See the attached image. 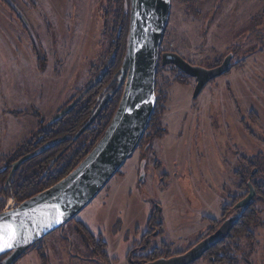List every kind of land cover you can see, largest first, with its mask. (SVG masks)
Masks as SVG:
<instances>
[{"label":"rangeland","instance_id":"1","mask_svg":"<svg viewBox=\"0 0 264 264\" xmlns=\"http://www.w3.org/2000/svg\"><path fill=\"white\" fill-rule=\"evenodd\" d=\"M117 2L0 0V168L110 65ZM168 25L163 52L205 69L232 54V69L194 98L193 78L159 68L157 112L144 144L75 219L102 235L105 256L76 233L74 220L14 264H129L133 245L143 243L136 232L146 229L155 234L152 248L184 253L242 214L236 205L249 183L264 185V0H172ZM81 101L67 116L88 99ZM19 205L11 196L4 211ZM252 207L254 238L232 230L219 245L234 264H264V195L257 190ZM211 253L194 264H215Z\"/></svg>","mask_w":264,"mask_h":264},{"label":"water","instance_id":"2","mask_svg":"<svg viewBox=\"0 0 264 264\" xmlns=\"http://www.w3.org/2000/svg\"><path fill=\"white\" fill-rule=\"evenodd\" d=\"M171 9L172 0H130V28L122 67L125 86L112 123L77 169L55 186L10 211L0 213V224L11 225L17 232L14 246L0 251V258L10 255L1 264H14L36 243L80 215L104 191L126 161L133 157L148 132L157 108L156 80L160 67L172 66L189 78H194L197 83L194 98L199 97L209 83L232 69V54L226 56L220 66L205 69L190 64L176 53L161 52L169 27ZM90 88L66 107L55 120L72 111ZM106 103L100 105L89 123L78 132L77 138L95 123ZM35 155L36 152L22 157L12 166V173ZM255 196L256 190L249 183L247 197L236 208L241 209L243 214L250 208ZM242 214L227 219L214 234L200 241L188 252L148 264H194L200 261L207 252L222 244L231 235Z\"/></svg>","mask_w":264,"mask_h":264},{"label":"trees","instance_id":"3","mask_svg":"<svg viewBox=\"0 0 264 264\" xmlns=\"http://www.w3.org/2000/svg\"><path fill=\"white\" fill-rule=\"evenodd\" d=\"M117 3L119 4V9L115 14V25L117 27L116 31L118 32V39L115 43L116 46L114 47V50L119 51L117 61L119 64V70L122 66V62H124L123 60L127 52L126 48L128 44V33L130 28V0H118ZM124 3L126 4V9L123 6ZM120 98L121 96L119 95V101ZM112 108H114L112 110V115L105 116L104 114L105 117H102L98 120L101 122L98 124L100 129L96 127L89 128V133L86 134V138L84 135L82 138L78 139L77 142L75 141L64 144L62 141H59L58 146L55 143V141H58V139L64 137L71 127L78 129L81 125H83V123L80 122V124L76 126L77 121H84V118H89L91 111L88 109L86 112L87 114L84 116L83 106L72 115L66 116L64 119L62 118L59 121H54V123H51V126L45 131L39 133L32 143H24V145L20 146L18 149L20 151L18 155H16V157H9L7 160V166L0 168V180L3 182L6 181L5 185L2 187V189H0V194L3 195V198L0 199V213L4 211L5 203L11 196L17 201L18 204H21L24 201L40 194L41 192H44L46 189L55 186L58 182L67 177L69 173L77 169L79 164L86 157H88L90 152L95 148L97 143L106 133L105 131L107 128L112 123V118L114 116L113 114H115L114 112H116V109H118L117 104L112 105ZM156 112L157 111H155L153 115V120ZM101 119H104V122H102ZM103 123L106 124L105 127L102 125ZM40 136L42 137V140L40 139ZM90 138H93L91 142ZM88 143L90 144L88 145ZM43 145H47L49 147H47L43 152H38L39 147ZM32 151L38 152V154L33 156L31 160L23 163L17 172L12 173L10 179L7 178L10 176L11 171L5 172L2 170L5 168L11 169L12 166L17 161H19L22 156L25 154H30ZM10 163L12 164L10 165ZM252 184L253 186L255 185L257 193L264 195V185L261 186L255 182H252ZM227 213L228 212H226V214ZM256 214L257 212L251 205L250 208L242 214L240 222L233 228V234H248L250 232L248 228L251 224V221L256 219ZM248 238H254V234H248ZM95 245L101 249L102 254L105 256L106 244L104 241L99 240ZM220 248L221 246H217L210 251V253L213 252L211 255L216 258V263L234 264L235 258H233L230 253H227L224 250L221 251ZM218 257L222 259L217 261ZM154 258L157 259L159 256Z\"/></svg>","mask_w":264,"mask_h":264},{"label":"flooded vegetation","instance_id":"4","mask_svg":"<svg viewBox=\"0 0 264 264\" xmlns=\"http://www.w3.org/2000/svg\"><path fill=\"white\" fill-rule=\"evenodd\" d=\"M12 7H14V6H12ZM15 11H18V9L15 8ZM161 52H163V51L161 50ZM118 56H119V51L118 50H114L113 54H112V57H111V59L109 61L110 65L106 69H102V71L99 72V75L93 80V82L91 84H89L87 86V88L82 90V92L80 93V95L83 94L84 92H86L88 90V88L91 87L90 90L88 91V93L84 96V100L88 99V101L86 102V105L83 106L84 116L87 114L86 112L88 111V109L91 111V114H90L89 118L88 119L84 118V121H79V122L77 121V123H76L77 125L76 126H78L80 124V122H82L83 125H81L78 129H74V127H71L70 130L68 131V133H66V135L64 137L58 139V141H55L57 146L59 145L58 144L59 141H62L64 144H67L69 142H75V141L77 142L78 139L82 138L84 135H85V138H86V134L88 133L89 129H87L84 132V134H82L81 136H79L77 138L78 132L89 123V119L95 114V112L98 110L100 105L103 102H107L106 105L104 106L103 111L101 112L100 116L95 120V123L92 126H90L89 128H93L94 126H96V125H98L100 123V121H98V120L100 118H102L104 116V114H107L111 110L113 103L115 102V100L117 98H119V95L121 96V98H120V101H121L125 85H124V82H123V73H122L123 62H122L121 68L118 70V66H119V64L117 62L118 61ZM82 101H83V99H82ZM61 113L62 112H60L59 114H61ZM66 116L62 117V118L64 119V118H66ZM55 118H54L53 121L50 122V124L54 123V121H59L60 119H62V118H60V119H56L55 120ZM150 126H151V123H150L148 129L150 128ZM69 132H71V133H69ZM144 138H143V140H144ZM40 139L42 140L41 136H40ZM92 140H93V138H90V142ZM143 140L141 141V144L138 147V149L141 147L142 144H144ZM89 144L90 143H88V145ZM47 147H49V146H47V145L40 146L39 149H38L39 150L38 152H43ZM34 152L35 151H32V153H34ZM38 152H36V153L38 154ZM146 152H148V151H146ZM32 153H30V154H32ZM27 155H29V154H25L24 156H27ZM24 156H22V157H24ZM156 165H157L156 168H160L161 167V165L158 164V163H156ZM5 169L2 170V171H5V172H10L11 171V169H6V170ZM11 175H12V171L10 173V176L8 177L9 179H10ZM76 218H74L71 221H74ZM75 221H76V233L80 234L81 237L85 236L86 238H89L90 240H92L93 243L95 242V244H96L97 241L102 239V235L101 234H95L88 228V226L84 225L83 222H80V221H77V220H75ZM65 226L63 228H65ZM60 229H62V228H60ZM217 230H215L212 234H214ZM151 231L152 230H150V229L149 230L146 229L144 232H141L139 230L136 232V235H141V237H142L141 240H142L143 243L140 246L141 248H138V247L133 245L134 248L131 250L130 255L128 257L129 264H148V263H153V261H156V260L165 259V258H172V257H176V255H182V254L188 252L189 249H187V251L184 252V253L176 252L174 254H170L169 255L168 253H170V251H171V246L167 245V244L162 245V248H159V247H153L152 248V246L150 245V240L149 239H151L150 238L151 236H155V234H154L153 231L152 232ZM159 234H160V231H159ZM212 234H210V235H212ZM99 235L101 237L100 239L98 237ZM210 235L206 236V237H203L202 240L207 238V237H210ZM40 242H38V243H40ZM199 242L197 243V245L199 244ZM38 243H36V245ZM105 244H107V243L105 242ZM36 245L34 247H36ZM195 246H192V247H195ZM192 247H190V249ZM95 248H96V245H95ZM209 252H207V253H209ZM207 253L204 255V257L207 256ZM154 255L159 256V258L155 259ZM9 256L10 255H6V256H3L2 258H0V264L5 259H7Z\"/></svg>","mask_w":264,"mask_h":264},{"label":"snow or ice","instance_id":"5","mask_svg":"<svg viewBox=\"0 0 264 264\" xmlns=\"http://www.w3.org/2000/svg\"><path fill=\"white\" fill-rule=\"evenodd\" d=\"M16 239L17 232L11 225L0 224V251H3L5 248H12Z\"/></svg>","mask_w":264,"mask_h":264}]
</instances>
